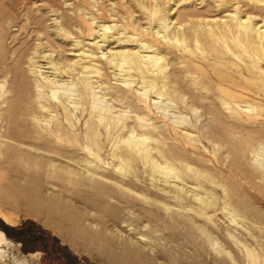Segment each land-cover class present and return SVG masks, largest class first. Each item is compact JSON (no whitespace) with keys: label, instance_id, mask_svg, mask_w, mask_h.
<instances>
[{"label":"rangeland","instance_id":"1","mask_svg":"<svg viewBox=\"0 0 264 264\" xmlns=\"http://www.w3.org/2000/svg\"><path fill=\"white\" fill-rule=\"evenodd\" d=\"M241 24L263 54L264 0H0V264H264V56L236 46ZM125 54L162 61L143 74ZM143 132L179 177L135 153L119 171L121 136ZM87 159L110 205L66 173Z\"/></svg>","mask_w":264,"mask_h":264},{"label":"bare ground","instance_id":"2","mask_svg":"<svg viewBox=\"0 0 264 264\" xmlns=\"http://www.w3.org/2000/svg\"><path fill=\"white\" fill-rule=\"evenodd\" d=\"M159 10V9H158ZM154 11V10H153ZM152 11V12H153ZM157 12V11H156ZM159 12V11H158ZM161 12V11H160ZM155 13V12H154ZM162 13V12H161ZM157 15V14H156ZM158 15H160V13L158 14ZM85 21L86 20H84V22L83 23H85ZM90 22V21H89ZM244 24V23H243ZM88 26V25H87ZM241 26H242V24L240 25V28H241ZM243 29L245 30V32L244 33H242V36L240 37V39L236 42V46L238 47V48H241V49H243V51L245 52V53H247V54H250L252 51H251V49L252 48H255L254 49V54L256 55V56H258V57H260L261 55H263L264 56V53L262 54V52H261V49H262V47L260 48V49H258V48H256L255 47V41H254V39L252 38V36H251V32H252V29H251V26H245V25H243L242 26V31H243ZM241 31V30H240ZM239 34H241L240 32H239ZM198 35V34H197ZM198 38V37H197ZM180 40V39H179ZM263 41V40H262ZM261 44V43H260ZM263 45H264V42L262 43ZM151 48V47H150ZM263 50H264V48H263ZM216 52V51H215ZM252 56V55H251ZM119 58L123 61V62H125V64H126V66L128 65L129 67H130V69H132V70H134V69H136V70H138V72H141V73H143V74H145V71L147 70L148 72L150 71V66H157V65H159L158 64V62L159 61H162L161 60V58L160 59H157V58H155V57H150V61H153V62H151V63H146L145 61H143V60H139L138 58H136V57H134V56H130V55H127V54H125V55H120L119 56ZM162 66V65H161ZM122 67H123V64H122ZM76 68V67H75ZM123 70V69H122ZM164 70V69H163ZM162 71V70H161ZM90 72H97L96 70H91ZM126 72H127V70H126ZM151 72V71H150ZM163 72V71H162ZM130 76V75H129ZM154 81V80H153ZM149 83V82H148ZM165 83V82H164ZM170 83V82H169ZM49 84V83H48ZM154 84V83H153ZM162 84V83H161ZM54 85V84H53ZM152 85V84H151ZM171 85V84H170ZM155 86V85H154ZM153 86H151V88H152ZM230 87H231V85H230ZM233 87V86H232ZM234 88V87H233ZM175 91V90H174ZM223 91H225V90H223ZM227 91V90H226ZM225 91V92H226ZM162 93V92H161ZM224 93V92H223ZM42 95V94H41ZM44 95V94H43ZM169 96V95H168ZM41 98L43 99V97L41 96ZM40 97L38 98V99H41ZM54 99H57L58 98V94L57 93H55L54 94V97H53ZM148 98V97H147ZM240 98V97H239ZM52 99V98H51ZM44 101H45V98H44ZM47 101V100H46ZM51 103H53V102H51ZM50 102H49V104L52 106V104H51ZM30 105V104H29ZM41 106H42V104H40ZM25 106H26V103H25ZM44 106V105H43ZM26 108V107H25ZM42 108V107H41ZM43 109H47V106H44L43 107ZM66 109V111L68 112V109L67 108H65ZM97 109V108H96ZM96 109H94V111H92V115H94L95 113H99V112H96ZM13 110H15V109H13ZM31 110V109H30ZM12 111V110H11ZM46 111H48V110H46ZM51 111V110H50ZM100 113L97 115L99 118V122H100V124H101V126H104V127H106L107 128V130L109 131V133H112L113 131H114V129L115 128H117L118 127V125L120 124V123H117L116 122V120H114L115 118H117V117H112V119H111V116H108L107 114H106V112H105V110L104 109H100ZM69 113V112H68ZM67 113V114H68ZM18 115V114H17ZM30 116H32V115H30ZM35 116V115H34ZM40 116V115H39ZM41 117V116H40ZM26 118V117H25ZM43 118V117H42ZM49 118V117H48ZM63 117H61V119H62ZM66 118V117H65ZM67 118H68V116H67ZM38 119H40L39 117H38ZM46 119V118H45ZM50 119V118H49ZM53 119L54 120H57V122H58V117H56V116H54L53 117ZM22 120V119H21ZM42 120H44V119H42ZM47 120V119H46ZM63 120V119H62ZM69 120V119H68ZM45 121V120H44ZM43 121V123L45 124V122ZM70 121V120H69ZM52 121H50V123H51ZM75 122V121H74ZM20 123V122H19ZM46 123H48V122H46ZM49 123V124H50ZM91 123V122H90ZM22 125V124H21ZM71 125H72V122H71ZM48 126H50V125H48ZM66 126H68V125H66ZM73 131H75L74 129H76V127H77V125L75 124H73ZM21 128V127H20ZM39 128V127H38ZM46 128V127H45ZM53 128V127H52ZM60 128H63L62 127V124H60ZM60 128H58V129H60ZM16 129V128H15ZM47 130H48V128H46ZM57 129V130H58ZM65 129V128H64ZM97 129V128H96ZM47 130H45V131H47ZM54 130H55V128H54ZM70 130L71 131H67V132H69L70 134H71V132H72V129L70 128ZM17 131V130H16ZM56 131V130H55ZM15 132V131H14ZM32 132V131H31ZM60 132H64V130H62V129H60V131H59V133ZM17 133V132H16ZM26 133V132H25ZM37 133V132H36ZM49 133H51L50 131H49ZM97 133H98V131H97ZM145 133V134H144ZM144 134V135H143ZM143 136H142V141H137V140H131V139H129V140H126V139H124V141H122V138H123V136H121V139H120V143H118L117 144V146H116V151H117V154H116V156H119L118 158H120V160H121V165H120V167H119V171L121 172V173H123V174H128V173H132V169H133V166H132V163H133V160L130 158V154H132V153H135L136 155H138V156H141V158H143L144 160H146L148 163H150L151 165H152V167L155 169V170H160V171H162V172H164V171H166L167 169H169L170 170V172H175V174H176V170L177 169H175V168H173L172 167V165L167 161V165H166V168H161L160 167V165H158L156 162H155V160H154V158H152V155L150 154V152H146L145 151V153L143 154L142 153V146L143 145H145V143H147V140H149L150 138V136H148V135H150V134H148V133H146V132H143ZM30 135V134H29ZM34 135V134H33ZM17 136V135H16ZM19 136V135H18ZM21 136V135H20ZM24 136V135H23ZM27 136V135H26ZM62 137H63V139H62V137H59V135L57 136L58 138H60L61 140H67L66 139V135H64V134H62L61 135ZM73 136H74V139L75 140H80V138H79V136H78V134L76 133V131L73 133ZM98 136H99V134L97 135L96 134V130H95V133H93V131L91 130V128L88 130V133H87V135H86V139H87V143H88V147H87V150H88V152H89V156H94V157H98V154H96V152L94 151V147H98V141H99V139H98ZM39 137H40V134H39ZM49 137V136H48ZM17 138V137H16ZM33 138H34V136H33ZM32 138V139H33ZM36 138V137H35ZM44 138V137H43ZM38 139V138H37ZM57 139V138H56ZM38 140H40V139H38ZM74 141V140H73ZM65 143V142H64ZM54 145H56L57 146V148H59L60 149V153H64V149H63V147L62 146H64L65 144H62L61 142H59V143H57V142H55V143H53ZM75 144H76V142H75ZM16 146V145H15ZM17 148V147H16ZM53 150V149H52ZM157 151H158V153H160V155H161V157L163 158V157H165V153L164 152H161L160 151V149L159 148H157ZM66 152V151H65ZM16 153V152H15ZM13 156V155H12ZM15 156V155H14ZM136 157V156H135ZM138 158V157H137ZM56 163V162H55ZM135 163V162H134ZM59 169V168H58ZM85 169L86 170H80V172L79 173H76V171H71V170H67V174L68 175H70V177H77L78 179H80L81 178V180H79L80 181V183L79 184H81V186H82V189H83V192L85 193V194H88V195H92L90 192H99V194H100V197H99V199H97V200H99L98 201V204L99 205H104V204H108V205H110L109 203H110V199H112V197H113V195H111V192H112V190H110L109 188V186L107 185V184H103L105 181H99L100 180V178H105L106 180H109L110 179V177L109 176H107L108 174V172H103L101 175H100V172H99V169H100V167H98L97 165H94L93 164V162H91L90 160H86V165H85ZM77 170V169H76ZM155 172V171H154ZM48 173V172H47ZM77 174V175H76ZM169 177V176H168ZM175 177H179L178 176V172H177V174H176V176ZM75 181V180H74ZM76 181H78V180H76ZM78 181V182H79ZM103 182V183H102ZM23 186V185H22ZM98 186H100L101 187V189H100V187H99V189H98ZM7 187H9V186H7ZM25 187V186H24ZM23 188V187H22ZM12 189V188H11ZM112 189V188H111ZM113 191H115V190H113ZM82 192V191H81ZM90 193V194H89ZM84 194V195H85ZM86 196V195H85ZM98 197V196H97ZM33 198V197H32ZM73 198L72 197H69V196H67L66 195V198L64 197L63 199H61V203H60V207H59V210L60 211H62V212H68V214L69 213H73V216L75 217V215H77V211L80 213V215H79V217H81L82 218V220H91V218H92V214H89V211H88V213L86 212V213H82L81 212V210L82 209H89V208H92L91 207V203H92V201H91V199L88 197V198H86V200H89L88 202L87 201H85V202H82V201H79L78 199L77 200H72ZM199 201H201L204 205H207L204 201H202V199H198ZM47 201V200H46ZM125 203H129L127 200H125L124 201ZM78 203H79V205H78ZM38 205V204H37ZM47 205H48V203H47ZM47 205H46V207H47ZM112 205V204H111ZM238 213V212H237ZM236 215V214H235ZM105 217H108L109 219H110V217H109V215H107V216H105ZM100 219H101V217H100ZM122 219V218H121ZM84 221V222H85ZM98 221V220H97ZM249 256H251L253 259H254V256L252 255V253H250L249 254ZM127 258V257H126ZM253 264H256V262H253Z\"/></svg>","mask_w":264,"mask_h":264}]
</instances>
